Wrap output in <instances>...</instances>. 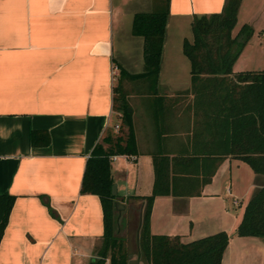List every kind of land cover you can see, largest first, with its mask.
<instances>
[{
    "label": "crops",
    "instance_id": "0c3cea01",
    "mask_svg": "<svg viewBox=\"0 0 264 264\" xmlns=\"http://www.w3.org/2000/svg\"><path fill=\"white\" fill-rule=\"evenodd\" d=\"M152 5L154 0H0V193L16 196L0 240V264H91L98 256L104 212L99 195L81 186L95 144L118 132L119 81L130 105L134 102L139 152L115 155L111 170L116 201L125 209L122 236L130 244L128 226L135 215L134 240L140 241L143 196L152 192L155 178L154 89L148 78L131 79L120 71L145 69L144 39L133 33L132 23L137 11L153 10ZM223 5L224 0H170L161 94L192 95L183 92L191 87L184 40L193 37L196 14ZM245 23L264 36V0H242L234 32ZM185 101L172 99L164 115L162 144L170 156L187 143L193 122ZM261 186L264 174L228 155L200 194L157 195L150 230L182 241L226 230L230 239L222 264H264V237L236 232ZM131 258L149 264L129 253Z\"/></svg>",
    "mask_w": 264,
    "mask_h": 264
},
{
    "label": "trees",
    "instance_id": "16d2710c",
    "mask_svg": "<svg viewBox=\"0 0 264 264\" xmlns=\"http://www.w3.org/2000/svg\"><path fill=\"white\" fill-rule=\"evenodd\" d=\"M241 2L224 0L222 10L193 17V37L185 38L183 43L191 62V87L183 92L193 94L191 109L187 106L193 122L187 143L183 141L173 156L162 144L163 119L170 103L169 97L160 93L158 84L170 0H154L157 7L153 10L134 14L132 31L144 39L145 69L132 73L122 68L120 72L131 79L148 78L154 89L155 178L152 192L143 196L146 206L140 234V246L149 264H222L230 239L226 230L190 241H182L178 235L152 233L150 216L157 195L200 194L228 155L245 160L257 173L264 174V68L234 70L233 67L253 33V27L247 23L234 33ZM114 92V109L120 118L118 132L105 135L95 144L81 186L82 192L99 195L104 212L103 242L91 264H104L108 257L110 264H129L123 238L113 231L117 195L112 193L111 168L115 155H135L139 150L133 111L129 110L130 102L121 81L114 86ZM49 140L46 135L42 142ZM33 141L39 142L36 133ZM15 198L9 192L0 193V240ZM236 232L264 237V186L257 188L249 199Z\"/></svg>",
    "mask_w": 264,
    "mask_h": 264
},
{
    "label": "rangeland",
    "instance_id": "374dc122",
    "mask_svg": "<svg viewBox=\"0 0 264 264\" xmlns=\"http://www.w3.org/2000/svg\"><path fill=\"white\" fill-rule=\"evenodd\" d=\"M150 8H155L156 6H149ZM238 26L235 27V30H237ZM235 33V32H234ZM264 66V36L261 35L260 30H256L252 33L250 36L249 40L245 44L241 54L238 56L236 61L234 62V69H258L262 68ZM138 81V80H137ZM184 97L181 96L182 100H186L183 104L185 106H190V109L192 107V97ZM173 98V97H172ZM171 97L168 98V102H171ZM131 103V100H130ZM134 103V102H133ZM132 103V105H133ZM189 104V105H188ZM130 105L129 107H132ZM192 114V113H191ZM125 214V209L124 208H119L118 211L115 210V219H114V234L117 235L118 237L123 238L122 234L125 232V229L127 228L125 224H123V218ZM132 223L128 227V231L130 232L131 242L128 244L126 243V240L123 238V248L124 250L128 253H132L133 255H138L140 259L147 260L142 252L141 246H140V241L135 242V215H132Z\"/></svg>",
    "mask_w": 264,
    "mask_h": 264
},
{
    "label": "water",
    "instance_id": "95a60500",
    "mask_svg": "<svg viewBox=\"0 0 264 264\" xmlns=\"http://www.w3.org/2000/svg\"><path fill=\"white\" fill-rule=\"evenodd\" d=\"M129 110L132 111V107H129ZM112 193L117 194V184L113 183L112 185ZM116 208L123 207L124 205L120 201L115 202ZM129 264H139V260L137 258H131L129 260Z\"/></svg>",
    "mask_w": 264,
    "mask_h": 264
},
{
    "label": "built area",
    "instance_id": "2783aa9c",
    "mask_svg": "<svg viewBox=\"0 0 264 264\" xmlns=\"http://www.w3.org/2000/svg\"><path fill=\"white\" fill-rule=\"evenodd\" d=\"M118 67L116 66V67H114V75L116 74V69H117ZM119 126V124H117V127Z\"/></svg>",
    "mask_w": 264,
    "mask_h": 264
}]
</instances>
